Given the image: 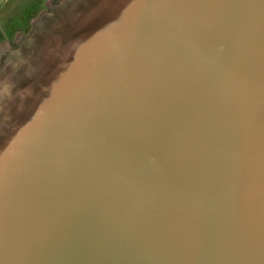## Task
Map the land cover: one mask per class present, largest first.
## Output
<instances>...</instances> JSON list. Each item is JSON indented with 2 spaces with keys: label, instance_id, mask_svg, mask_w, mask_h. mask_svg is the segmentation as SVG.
Instances as JSON below:
<instances>
[{
  "label": "water",
  "instance_id": "95a60500",
  "mask_svg": "<svg viewBox=\"0 0 264 264\" xmlns=\"http://www.w3.org/2000/svg\"><path fill=\"white\" fill-rule=\"evenodd\" d=\"M0 264H264V0H50L4 43Z\"/></svg>",
  "mask_w": 264,
  "mask_h": 264
},
{
  "label": "rangeland",
  "instance_id": "374dc122",
  "mask_svg": "<svg viewBox=\"0 0 264 264\" xmlns=\"http://www.w3.org/2000/svg\"><path fill=\"white\" fill-rule=\"evenodd\" d=\"M48 1L0 0V49L4 43L12 42L17 34L22 33L18 31L29 28L32 19L37 17Z\"/></svg>",
  "mask_w": 264,
  "mask_h": 264
},
{
  "label": "flooded vegetation",
  "instance_id": "af4514ba",
  "mask_svg": "<svg viewBox=\"0 0 264 264\" xmlns=\"http://www.w3.org/2000/svg\"><path fill=\"white\" fill-rule=\"evenodd\" d=\"M46 6H47V4H46ZM46 6H45V8H46ZM45 8H44V9H45ZM42 10H43V9H42ZM42 10H41V11H42ZM41 11H40V12H41ZM40 12H39V13H40ZM39 13H38V15H39ZM38 15H37V16H38ZM33 20H34V19H32V22H33ZM32 22H31L29 28H27V29H25V30L18 31V32H22V33H27V32H29L30 29H31V27H32ZM18 32H16V33H18ZM17 35H18V34H17ZM17 35H16V36H17ZM14 38H15V37H14ZM14 38H13V39H14Z\"/></svg>",
  "mask_w": 264,
  "mask_h": 264
}]
</instances>
